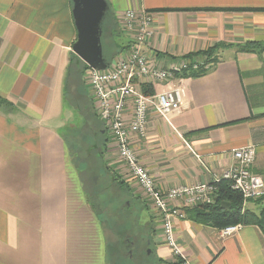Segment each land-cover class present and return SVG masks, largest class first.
Returning <instances> with one entry per match:
<instances>
[{"label": "crops", "instance_id": "1", "mask_svg": "<svg viewBox=\"0 0 264 264\" xmlns=\"http://www.w3.org/2000/svg\"><path fill=\"white\" fill-rule=\"evenodd\" d=\"M107 1L119 24L126 10L149 14L153 35L143 52L158 68L217 44L229 45L216 52L218 61L205 76L174 81L182 91V104L167 122L150 110L145 135H130V148L154 188L167 192L208 184L212 175L221 176L234 165L232 152L246 146L255 148L252 171L264 180V116H259L264 114V12L246 11L264 9V0ZM123 35V49L114 59L126 49L129 39ZM75 39L71 0H0V99L14 107L0 106V264L110 262L102 208L93 206L94 197L84 186L98 188L102 183L103 188L107 176L128 187L129 195L122 194L126 209L136 202L150 213L148 247L154 264H264V235L258 227L239 224L237 232L223 238L220 230L187 216L173 222L184 259L174 256L164 241L157 209L106 128L109 141L92 157L99 164L78 170L74 155L85 156L86 162L95 150L87 128L73 130L84 141V148L74 150L76 115H67L64 105ZM246 43H258L260 52L238 51L236 46ZM81 82L89 90L85 79ZM71 90L78 96L79 91ZM89 92L93 111L87 113L102 123ZM132 113L128 99L126 122ZM81 115L76 124L86 127L87 117ZM107 153L115 154L116 172L105 164ZM262 207L257 201L244 205L255 214ZM96 243L98 250L93 251Z\"/></svg>", "mask_w": 264, "mask_h": 264}, {"label": "built area", "instance_id": "2", "mask_svg": "<svg viewBox=\"0 0 264 264\" xmlns=\"http://www.w3.org/2000/svg\"><path fill=\"white\" fill-rule=\"evenodd\" d=\"M151 24L148 13L126 10L120 19V29L129 39L124 53L103 71L87 67L84 79L95 101L98 116L115 143L121 159L157 209L165 243L174 256L184 259L175 243L174 220L185 219V211L188 209L214 205L217 185L221 182H226L230 191L242 198L244 209L248 202L258 201L264 196V180L252 171L255 148L246 146L234 150L231 154L234 165L221 176L212 175L208 184L167 192L154 188L148 171L130 148V135H145L147 113L150 110L167 122L168 115L180 109L182 91L174 85V81L184 71L197 69L201 62L194 59L182 60L165 69L158 68L154 61L150 62L143 49L153 35ZM128 99H132L133 113L131 120L126 122L124 111ZM171 203L178 205L171 206ZM240 228L239 224L226 227L220 230V236L228 237Z\"/></svg>", "mask_w": 264, "mask_h": 264}, {"label": "trees", "instance_id": "3", "mask_svg": "<svg viewBox=\"0 0 264 264\" xmlns=\"http://www.w3.org/2000/svg\"><path fill=\"white\" fill-rule=\"evenodd\" d=\"M231 11L241 12V10H231ZM246 11L264 12V9H262V10H246ZM107 21H109V22L113 21V15L110 11L107 12V14L103 20V23L101 25V38H100L101 39L102 52H103V58H104L106 64H109L110 60L112 58H114L115 54L117 52H119L120 50H122L123 47H120V49H118L117 51H114V53L113 52L111 54L105 53V51L103 49V45H102L103 44L102 40H103V35L106 32L105 23ZM226 47H229V45L217 44V45L211 47L210 49H208L206 51L198 52L195 54H189L187 56H184L183 59H185V60H192V59L199 58L201 60L200 61L201 66H198L197 69H188V70L184 71L183 73L177 75V78L195 79V78H200L202 76H205L212 69L211 68L212 65H215L218 61L217 58L215 57L216 52L219 49L226 48ZM236 47H237L238 51L243 52V53H254L255 51L260 52V48H261L258 43H246L242 46H236ZM262 52H264V50H262ZM86 68H87V66L84 63H82L74 54L70 55L69 65H68V69H67L68 82L66 83V86H65L64 97L68 94L70 86H72V88H74L76 90H78L80 88L79 85L82 84L81 75H82V73H84ZM80 82H81V84H80ZM89 100L91 102V99H89ZM67 101H68V99H66L65 105L67 104ZM70 101L72 102V99ZM73 103L78 104V99H76ZM249 104H250V107H251V105H253V103L251 101ZM0 106L6 107L9 110H14V107L11 104H9L8 102H6L2 99H0ZM90 110L93 111L92 102H91ZM86 114H87L86 115L87 120L86 121L83 120V124L87 125L85 128H87L92 133L91 136L89 134L87 139H88L89 144L91 146L93 145L92 148L94 147V150H95L94 155H95V153H97L96 149L98 147L104 148L105 145H107V143L109 141L108 135H107V132L105 131V127H104L103 123H100L99 120L96 119V117L93 113H91V114L86 113ZM259 116L263 117L264 114H261ZM85 122H88V124H85ZM89 124H91L92 129L89 128ZM86 136L87 135H84L83 137L86 138ZM81 167H83V166L77 167L80 172H81ZM83 170H84V168H83ZM83 177H84V175H83ZM111 184H115L119 190V193L121 192V194L118 193L119 197L123 193L126 195H129L130 191H129L128 187H126V185H124L123 183L118 182L117 179H114L111 182ZM101 185H102V183H100V185H99L100 187L98 186V188H96V187H92L91 184L87 185L84 183L85 188L86 189L88 188L89 191L91 190L95 196L99 192L107 191L106 186H108V184L107 185L105 184L106 186L103 188H101ZM99 189H100V191L97 192ZM217 190L218 191H217L216 196H215L214 205L195 207V208L186 210L185 211L186 216L188 218H190L191 220L197 222V223L209 225V226H211L217 230H222L226 227L235 226L238 224H242L244 226H247V225L256 226L260 229L261 233L264 235V196L257 201L258 203H263V207L261 208L260 213L255 214L251 211L242 209V202H243L242 198L238 194L230 191L229 185L226 182L219 183L217 185ZM104 202L111 203L113 206H115V208L117 207V198L112 196V194H110V193H108V197H106L104 199ZM101 203H102V201H101ZM224 204L228 205V209H224V207H223ZM99 207H101V206H99ZM113 215L114 214L109 215L105 219V221L108 223L107 228L111 229V230H112V218H114ZM101 223H102V220H101ZM117 232H118V230H117ZM107 251H108V255L111 257L112 256L114 257V255L116 254L115 250L113 249L111 242L107 243ZM118 257H119V255H118Z\"/></svg>", "mask_w": 264, "mask_h": 264}, {"label": "rangeland", "instance_id": "4", "mask_svg": "<svg viewBox=\"0 0 264 264\" xmlns=\"http://www.w3.org/2000/svg\"><path fill=\"white\" fill-rule=\"evenodd\" d=\"M106 2L108 3V1L106 0ZM109 7V5H108ZM109 11L111 12L110 8ZM112 13V12H111ZM120 24L119 22H115L114 21H107L105 23V34L103 35V40H102V45H103V49L105 51L106 54H111L112 52L114 53V51H117L118 49H120V47H123L124 43H125V38L123 35V31L121 29H119ZM121 30V31H120ZM216 57V56H215ZM114 61V58H112L110 60V63ZM201 61V60H200ZM75 62V61H74ZM81 79L83 81L84 79V73H82L81 75ZM81 84V82H80ZM80 88L79 90H77V93L79 91V94L83 96L82 99H80V95L78 94V96L76 94L72 93V86L70 87V90L68 92V94L65 96V99H68L67 104H66V110H67V115L69 113H73L75 116V118L73 119V121L75 122V126H73L71 129L73 130H85V127H79L77 124L81 123L82 115H87V111L89 108H91V102H90V98H89V90L83 85H79ZM72 99V102L70 101ZM78 99V104H74L73 102ZM255 99H260V98H255ZM253 104L256 103V100L251 101ZM83 103V104H82ZM65 105V102H64ZM65 110V111H66ZM66 113V112H65ZM77 123V124H76ZM89 128L92 129L91 124H89ZM77 131H73L72 135L74 138V150H80V148H84V141L81 140V137L79 135V132L77 133ZM70 130L69 132L66 130L63 132L64 137L69 140L70 139ZM91 131H90V136H91ZM84 138V137H82ZM108 151L113 152V150H111V148L108 149ZM90 158L85 162L83 160V158L85 156H81L79 154L78 157H76L74 155V164L75 166L79 167V163L83 162V168L84 171L87 170V168L89 166H93L95 164V158L92 159V157H94V153L93 154H89ZM114 153H107L105 156V164L108 165L109 167H111L112 169H114V171L116 172V157L114 156ZM98 163V161H96ZM86 163V165H85ZM94 163V164H92ZM99 164V163H98ZM101 166L96 165V169L100 170ZM104 187L108 184L107 187V191H102L99 192L100 189L97 191L99 192L96 196L94 195V193L90 190L89 194H90V198L92 199L94 197V199L92 200V204L95 208L99 209V206H101V217L100 219L102 220V227L104 229V233H105V237H106V241L109 242H113L116 241V258L119 255V262L117 264H138L137 261L142 260L144 264H154V260L152 255L148 258L149 254H150V248L148 247V240L150 238V230H149V217H150V213L147 210H144L141 206V204L136 203V202H132L131 203V208L130 209H126L124 206V202L126 200L125 195H121L122 201L119 205H117V207L115 208V206H113L111 203H106L104 202V199L106 197H108V193L112 194V196H114L115 198H117V204L120 202V197L118 195L119 190L116 187L115 184H111V182L108 180V176L107 179L104 178ZM106 184V185H105ZM102 201V204H101ZM100 202V203H99ZM99 203V204H98ZM99 205V206H98ZM113 215V217L115 218V226H116V234L113 235V231L111 229L107 228L108 223L105 221L106 217L109 215ZM104 219V220H103ZM152 219H158L157 217H152ZM154 223H157L156 220H154ZM118 225V227H117ZM112 229H115L114 227H112ZM118 230V232H117ZM123 231V233H122ZM122 233V234H121ZM126 236H129L130 238H128L131 242H135L137 245L136 248L133 249V253H132V259L131 257H127V246L125 243L126 240ZM100 245H102V243H100ZM129 248V247H128ZM98 250V246L96 243V246H94V248L92 249L93 251ZM95 262H93L92 264H110V262L106 261V263H102L100 262L98 259L94 260Z\"/></svg>", "mask_w": 264, "mask_h": 264}, {"label": "water", "instance_id": "5", "mask_svg": "<svg viewBox=\"0 0 264 264\" xmlns=\"http://www.w3.org/2000/svg\"><path fill=\"white\" fill-rule=\"evenodd\" d=\"M72 19L76 39L72 53L87 67L96 71L105 70L108 65L103 58L101 46V25L109 11L106 0H71ZM228 209V205H223Z\"/></svg>", "mask_w": 264, "mask_h": 264}, {"label": "flooded vegetation", "instance_id": "6", "mask_svg": "<svg viewBox=\"0 0 264 264\" xmlns=\"http://www.w3.org/2000/svg\"><path fill=\"white\" fill-rule=\"evenodd\" d=\"M112 227H114L115 229H112V231L114 232L113 233V235L114 234H116V226H115V218H112ZM117 227H118V225H117ZM122 233H123V231H122ZM128 238H130L129 236H126V240H125V243H126V246H127V257L129 256V257H131V259H132V253H133V249L134 248H136L137 246V244L135 243V242H131ZM111 244H112V246H113V249L115 250V252H116V241H113V242H111ZM129 247V248H128ZM114 252V253H115ZM113 255V254H112ZM151 256V252H150V254H149V256H148V258ZM114 257L116 258V254L114 255ZM113 256H112V259L110 258V264H117L118 262H119V260H120V258L117 256V258L115 259ZM137 263L138 264H144L143 263V261L142 260H140V258H139V260L137 261Z\"/></svg>", "mask_w": 264, "mask_h": 264}]
</instances>
